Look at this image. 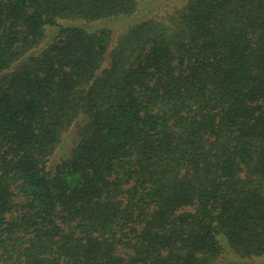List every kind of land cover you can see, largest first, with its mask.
I'll return each instance as SVG.
<instances>
[{"label":"trees","instance_id":"1","mask_svg":"<svg viewBox=\"0 0 264 264\" xmlns=\"http://www.w3.org/2000/svg\"><path fill=\"white\" fill-rule=\"evenodd\" d=\"M160 1L0 0V264H264V0Z\"/></svg>","mask_w":264,"mask_h":264},{"label":"rangeland","instance_id":"2","mask_svg":"<svg viewBox=\"0 0 264 264\" xmlns=\"http://www.w3.org/2000/svg\"><path fill=\"white\" fill-rule=\"evenodd\" d=\"M172 1V3H174L175 4V6L174 7H179V6H181V4L185 1V0H171ZM162 4H163V2H164V0H161L160 1ZM110 27H113L114 29H116L115 27V25H113V26H111L110 25ZM118 27V26H117ZM69 135V134H68ZM68 135H66V137H65V139H67V138H70V136H68ZM64 139V140H65ZM71 139V138H70ZM64 143H65V141H64ZM70 145V143L69 142H66V144H65V146L61 149H58L57 150V152H56V158H58L59 157V155H64L65 154V150L67 149L68 150V146ZM228 261H230V259H228V258H224V259H221L219 262H218V264H226ZM258 264H263V263H261V262H257Z\"/></svg>","mask_w":264,"mask_h":264}]
</instances>
